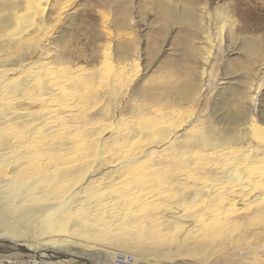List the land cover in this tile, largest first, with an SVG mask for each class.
Listing matches in <instances>:
<instances>
[{
    "label": "bare ground",
    "instance_id": "bare-ground-1",
    "mask_svg": "<svg viewBox=\"0 0 264 264\" xmlns=\"http://www.w3.org/2000/svg\"><path fill=\"white\" fill-rule=\"evenodd\" d=\"M68 1L0 0V247L18 252L0 264H92L79 261L88 251L108 264H264L245 260L264 254V124L222 92L208 115L195 108L209 21L182 8L196 25L188 62L144 79L126 34L103 26V42L80 45L59 29L75 20ZM226 22L218 11L219 40Z\"/></svg>",
    "mask_w": 264,
    "mask_h": 264
},
{
    "label": "rangeland",
    "instance_id": "rangeland-1",
    "mask_svg": "<svg viewBox=\"0 0 264 264\" xmlns=\"http://www.w3.org/2000/svg\"><path fill=\"white\" fill-rule=\"evenodd\" d=\"M161 1L173 8L171 15L161 14L157 7V3ZM189 4L197 8L201 16L209 21L208 32L213 41L210 62H201V66L207 68L208 74L200 86L201 96L199 95L195 108L208 115L214 108L217 95L222 92L229 98L228 103L232 111H246L255 122L263 125L264 0H69L66 4L69 5L66 14L75 16V20L57 26L61 30L67 27V35L79 37L77 41L79 40L80 45H96L103 42V26L112 30L113 35L119 32L126 34L137 47L141 77L146 79L149 75L148 78H151L164 73L175 59L188 62L183 54L193 42L196 25L184 23L180 15ZM218 11L223 12L227 20L222 40L217 39L215 33ZM88 31H91L94 37L90 38ZM244 43H254V52H246ZM250 97H253V100H250ZM76 250L82 249L77 247ZM15 253L18 252L8 246L0 247V255ZM85 253L79 256V261L108 264L106 253ZM15 259L20 264L41 263L39 258L26 255ZM245 260L249 263H264V254L247 256ZM220 263L221 257L217 254L208 256L205 261V264ZM5 264L11 263L7 259ZM169 264L196 263L189 256H181Z\"/></svg>",
    "mask_w": 264,
    "mask_h": 264
}]
</instances>
